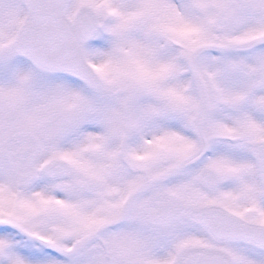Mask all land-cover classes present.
Listing matches in <instances>:
<instances>
[{
  "label": "snow or ice",
  "instance_id": "obj_1",
  "mask_svg": "<svg viewBox=\"0 0 264 264\" xmlns=\"http://www.w3.org/2000/svg\"><path fill=\"white\" fill-rule=\"evenodd\" d=\"M0 264H264V0H0Z\"/></svg>",
  "mask_w": 264,
  "mask_h": 264
}]
</instances>
